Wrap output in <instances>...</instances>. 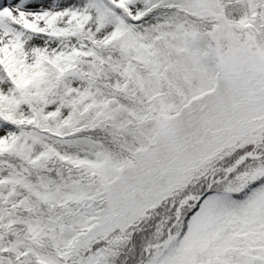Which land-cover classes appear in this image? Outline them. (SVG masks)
Wrapping results in <instances>:
<instances>
[{"label":"snow or ice","instance_id":"6c2138e0","mask_svg":"<svg viewBox=\"0 0 264 264\" xmlns=\"http://www.w3.org/2000/svg\"><path fill=\"white\" fill-rule=\"evenodd\" d=\"M0 264H264V0H0Z\"/></svg>","mask_w":264,"mask_h":264}]
</instances>
